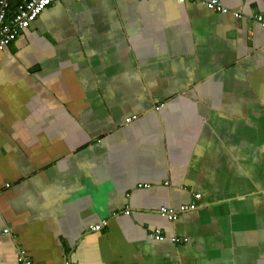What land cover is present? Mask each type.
Listing matches in <instances>:
<instances>
[{
    "label": "crops",
    "instance_id": "1",
    "mask_svg": "<svg viewBox=\"0 0 264 264\" xmlns=\"http://www.w3.org/2000/svg\"><path fill=\"white\" fill-rule=\"evenodd\" d=\"M220 2L57 0L0 50V264H264V0Z\"/></svg>",
    "mask_w": 264,
    "mask_h": 264
},
{
    "label": "built area",
    "instance_id": "2",
    "mask_svg": "<svg viewBox=\"0 0 264 264\" xmlns=\"http://www.w3.org/2000/svg\"><path fill=\"white\" fill-rule=\"evenodd\" d=\"M57 0H26L24 4L18 8L10 19L8 15L11 8V0H0V50H4L8 47L18 36L19 33L28 28L38 16L52 3ZM180 2H189L191 0H179ZM207 5L209 8L215 11H221L228 13L231 10L224 7L220 0H197ZM236 16H240V11H233ZM254 18L264 27V12L257 13ZM130 119H128L129 121ZM195 201L181 205L178 209H172L168 207H161L159 212L162 216L175 220L178 216L186 211L197 209L201 206L198 201L201 199L202 194L199 192L194 193ZM102 225H93L92 229L100 230ZM155 237L159 240L165 238L160 230L156 231ZM173 241L179 242L180 239L177 237L172 238ZM19 264H32V260L26 254L24 250L19 252Z\"/></svg>",
    "mask_w": 264,
    "mask_h": 264
}]
</instances>
